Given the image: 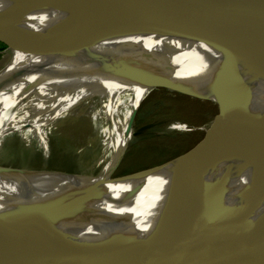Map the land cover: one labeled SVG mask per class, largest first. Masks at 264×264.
I'll return each mask as SVG.
<instances>
[{
  "label": "bare ground",
  "instance_id": "obj_1",
  "mask_svg": "<svg viewBox=\"0 0 264 264\" xmlns=\"http://www.w3.org/2000/svg\"><path fill=\"white\" fill-rule=\"evenodd\" d=\"M17 1L0 0V24L19 38L17 45L15 36H5L9 54L0 60V141L18 131L25 139L38 136L45 147L47 129L64 121L87 119L99 131L102 146L98 164L103 168L95 174H65L0 164V218L27 223L40 216L44 223L75 234L74 239L67 237L68 233L60 238L19 236L5 226L9 239L27 249L99 247L132 232L138 234L139 242L150 240L164 227L182 158L171 169L112 176L132 139L137 110L161 79L203 94H216V73L207 75L204 68L194 71L187 64L207 65L213 70L227 67L237 74L248 66L264 67L262 28L246 24L254 39L247 47L198 41L159 26L128 24L107 26L65 43L69 36L61 35L64 31L95 21L65 25L75 10L61 5L66 0H53L63 14L43 13L45 7L6 18L4 13ZM52 34L58 35L57 39H45ZM241 81L254 99L244 115H234L232 120L245 124L264 117V86ZM212 129L200 127L205 133H212ZM206 180L227 189L229 206L250 204L264 192V149L236 153L230 148L218 153L209 160ZM257 206L243 221L263 223L264 199ZM118 225L121 228L114 230Z\"/></svg>",
  "mask_w": 264,
  "mask_h": 264
},
{
  "label": "water",
  "instance_id": "obj_2",
  "mask_svg": "<svg viewBox=\"0 0 264 264\" xmlns=\"http://www.w3.org/2000/svg\"><path fill=\"white\" fill-rule=\"evenodd\" d=\"M58 5L53 0H18L4 15L11 19L45 7L47 9L43 13L62 11L63 14V10H56ZM61 5L67 6L69 11L75 8L65 25L95 21L91 25L64 31L61 35L69 36L65 43L70 41L69 38L107 26L127 24L159 26L194 40L239 47H247L254 41L247 23L260 26L264 32V0H66ZM8 35L15 36L19 45L18 36L0 24V38L9 45L5 39ZM57 36L47 35L45 39L55 40ZM260 44L264 45V41ZM236 75L234 70L220 68L214 86L219 103L229 105V111L222 120L225 127L217 130L213 125L207 138L173 159L182 158L175 175L178 184L163 218L164 227L150 240L139 242L138 234L132 232L99 247L27 249L13 245L4 227L8 226L19 236L48 234L51 238H60L68 233L66 236L74 239L75 234L44 223L40 216L30 218L27 223L0 218V264H264V221L261 224L250 219L243 221L257 209L261 198L264 199V192L248 205L232 207L226 203L227 189L206 180L209 160L218 153L230 148L264 149V117L226 126L232 120L235 107H240L236 115H244L245 107L252 99V92ZM158 84L193 94L174 81L161 79ZM122 159L123 156L114 170ZM169 161L124 175L142 171L152 173ZM112 176H116L114 172ZM120 228L118 225L114 230Z\"/></svg>",
  "mask_w": 264,
  "mask_h": 264
},
{
  "label": "rangeland",
  "instance_id": "obj_3",
  "mask_svg": "<svg viewBox=\"0 0 264 264\" xmlns=\"http://www.w3.org/2000/svg\"><path fill=\"white\" fill-rule=\"evenodd\" d=\"M5 53L9 54L8 44L0 38V60L4 58ZM186 66L191 70L193 68L194 71L204 68L203 72H207V75L213 71L217 75L220 71L216 69V72L207 65L187 64ZM263 68L248 66L236 77L250 81L254 87H263ZM257 80L260 82L257 83ZM189 91L193 94L158 84L148 94L136 112L131 125L133 136L126 147L121 164L114 172L115 178L147 173L142 171L143 173L124 175L149 169L169 160L162 167L174 163L179 159L173 160L174 158L188 152L207 138V133L200 130V127L214 125L217 130L225 127L222 120L229 111V105L220 104L216 94ZM239 108L235 107L234 115ZM232 122L233 120L226 126L231 125ZM143 125L149 126V131L146 132L147 129L144 131ZM176 126H183L184 129H178ZM98 133L99 131L89 120L82 118L72 122L64 121L52 129H47L45 147L38 136L25 139L20 132H11L1 138L0 164L27 169L95 174L103 168V164H98L99 150L102 146L100 137H97ZM256 149L233 148V152L248 153ZM177 165L178 163H174L159 170L171 169Z\"/></svg>",
  "mask_w": 264,
  "mask_h": 264
},
{
  "label": "flooded vegetation",
  "instance_id": "obj_4",
  "mask_svg": "<svg viewBox=\"0 0 264 264\" xmlns=\"http://www.w3.org/2000/svg\"><path fill=\"white\" fill-rule=\"evenodd\" d=\"M146 129H147V130H146ZM143 130H144V131L146 130V132L149 131V126L143 125Z\"/></svg>",
  "mask_w": 264,
  "mask_h": 264
}]
</instances>
